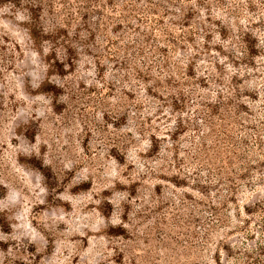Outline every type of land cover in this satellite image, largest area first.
<instances>
[{
	"label": "rangeland",
	"instance_id": "374dc122",
	"mask_svg": "<svg viewBox=\"0 0 264 264\" xmlns=\"http://www.w3.org/2000/svg\"><path fill=\"white\" fill-rule=\"evenodd\" d=\"M41 1L0 0V264H264V0Z\"/></svg>",
	"mask_w": 264,
	"mask_h": 264
},
{
	"label": "trees",
	"instance_id": "16d2710c",
	"mask_svg": "<svg viewBox=\"0 0 264 264\" xmlns=\"http://www.w3.org/2000/svg\"><path fill=\"white\" fill-rule=\"evenodd\" d=\"M37 3L34 5H32V10L34 12H36V17L37 19L40 17L39 12H42L43 9V3L41 0H36ZM153 3V2H152ZM154 4V3H153ZM157 4H155L156 6ZM128 8V7H127ZM164 13H168V8L163 7ZM129 12H133L135 14L139 13L138 10L136 9V6H131V8H128ZM157 11V7H153V5H151L149 7V9L144 10V13L146 14L145 17H137V19L139 21H141V23L145 22V25H151L152 24V20H153V14H156ZM56 15L58 14L56 11L54 12ZM90 13L88 12V15ZM134 14V15H135ZM136 16V15H135ZM58 19V17H57ZM154 22H160V23H164L163 19L160 18H155ZM28 30H29V35L31 36V38L35 41V43L37 45L43 43L45 40H51L54 43L58 44L60 43V41H64V36L63 34H67L66 30L63 28L58 27V25L55 24V28L52 29L51 31H47L44 27H42L38 22L37 23H29L28 24ZM249 34L248 32H245V36ZM62 44V43H61ZM243 47L244 49L250 54L253 55H257L259 52H261L260 47H258L257 45V40L254 38V40H249L247 39V37L243 36ZM53 59H55V61H52ZM46 62L49 64L50 68L49 71L50 72H56L59 71V68H63V64L59 62V59L57 57V51L56 49L52 50L50 53H48L46 55Z\"/></svg>",
	"mask_w": 264,
	"mask_h": 264
}]
</instances>
